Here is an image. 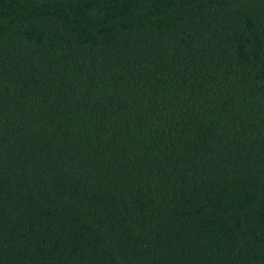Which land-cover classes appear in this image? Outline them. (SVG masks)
<instances>
[{"label": "trees", "instance_id": "obj_1", "mask_svg": "<svg viewBox=\"0 0 264 264\" xmlns=\"http://www.w3.org/2000/svg\"><path fill=\"white\" fill-rule=\"evenodd\" d=\"M0 264H264V0H0Z\"/></svg>", "mask_w": 264, "mask_h": 264}]
</instances>
